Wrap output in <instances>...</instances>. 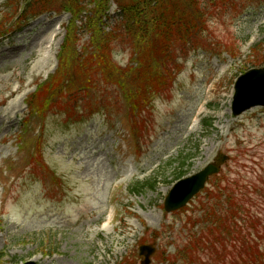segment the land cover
I'll list each match as a JSON object with an SVG mask.
<instances>
[{"label": "rangeland", "instance_id": "1", "mask_svg": "<svg viewBox=\"0 0 264 264\" xmlns=\"http://www.w3.org/2000/svg\"><path fill=\"white\" fill-rule=\"evenodd\" d=\"M70 19L66 13L46 14L0 42V263L143 264L139 249L144 243L157 248L150 264H184L177 254L190 236L187 216L164 210L167 193L183 169L181 156H190L184 170L194 174L218 153L229 155L221 176L244 180L264 221V109L238 118L229 112L236 78L258 67L252 49L264 43V4L238 16H213L210 37L223 48L239 50L234 55L230 48L229 53L219 51L221 56L200 50L181 59L183 70L172 92L154 96L141 114L145 127L137 147L123 125L130 110L112 88L102 109L101 101L93 100L96 115L84 123L66 126L59 109L40 117L44 122L33 118L34 127L20 139V150L15 139L20 118L27 113L26 98L39 79L55 71ZM115 51L124 63L133 54L120 41ZM11 104L15 106L9 111ZM38 127L43 134L39 174L32 169L36 144L24 148ZM8 161H17L12 172L7 171ZM152 181L139 192L131 190L134 184ZM205 197L202 193L189 205L188 215L197 214ZM109 213L117 216L114 229L97 231ZM158 231L161 237L155 239ZM205 248L202 258L188 255L190 262L195 259L192 264H212L211 253L220 245L211 242Z\"/></svg>", "mask_w": 264, "mask_h": 264}, {"label": "trees", "instance_id": "2", "mask_svg": "<svg viewBox=\"0 0 264 264\" xmlns=\"http://www.w3.org/2000/svg\"><path fill=\"white\" fill-rule=\"evenodd\" d=\"M86 2L94 4L95 8L85 27L90 31L91 38L83 45L76 20L85 10ZM117 2L123 21L111 33H105L100 25V19L108 8L106 0H26L24 9L20 13L15 11L16 22L21 18L32 19L49 9L70 12L73 16L67 27L55 74L48 81L37 84L35 93L28 98V107L33 114L43 115L45 111L50 114L59 109V113L65 115L66 123L76 122L85 117L80 110L83 103L89 104L93 111L92 100L98 99L102 109L105 103L102 95L117 88L127 97L134 117L137 111L151 103L154 96L171 90L182 68L181 59L185 60L191 51L211 46L208 24L214 15L228 13L238 16L246 5L259 6L264 0ZM118 39L130 46L133 54L129 61L134 59L136 67L116 60L115 42ZM254 53L260 60V48ZM62 102L67 109L60 105ZM187 161L188 158L183 159L182 167ZM184 175L185 172L181 171L177 179ZM213 185L215 190L208 192L210 200L204 205L203 232L200 238H196L198 246L203 244L204 248L199 249L197 244L187 247L188 250L185 248L184 259L192 264L195 259L190 262L188 255L202 258L200 253L208 250L205 247L213 242L220 248L215 253L211 251L212 264H264V251L261 250L264 234L259 230L262 223L253 211L247 188L239 181L224 187L223 181L218 180ZM143 187L144 184H138L135 190ZM252 230L256 231L258 238L253 237ZM210 248L213 249L212 246ZM199 250L202 252L199 253Z\"/></svg>", "mask_w": 264, "mask_h": 264}, {"label": "water", "instance_id": "3", "mask_svg": "<svg viewBox=\"0 0 264 264\" xmlns=\"http://www.w3.org/2000/svg\"><path fill=\"white\" fill-rule=\"evenodd\" d=\"M256 106H264V69L251 71L240 78L237 86L234 113L239 115ZM224 159L221 156L219 163L222 164ZM217 172H219L218 166L211 164L198 174L179 181L167 198L166 210L173 211L185 206L193 195L204 187L208 177ZM141 251L142 254L146 255V263L148 264V257L153 253V249L142 247ZM26 264L36 263L28 262Z\"/></svg>", "mask_w": 264, "mask_h": 264}, {"label": "bare ground", "instance_id": "4", "mask_svg": "<svg viewBox=\"0 0 264 264\" xmlns=\"http://www.w3.org/2000/svg\"><path fill=\"white\" fill-rule=\"evenodd\" d=\"M51 39H53V38H51ZM14 106H15V104H11L10 107H9V111H12V110L14 109ZM6 117L8 118L9 115L7 114ZM4 119H5V118H3V120H4Z\"/></svg>", "mask_w": 264, "mask_h": 264}]
</instances>
